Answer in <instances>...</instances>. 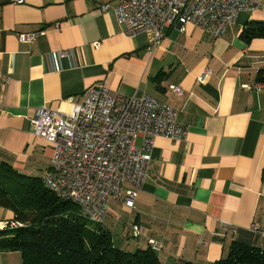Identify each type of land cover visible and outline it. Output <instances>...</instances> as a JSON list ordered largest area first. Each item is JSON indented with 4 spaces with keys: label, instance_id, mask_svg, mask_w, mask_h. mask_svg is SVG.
<instances>
[{
    "label": "crops",
    "instance_id": "1",
    "mask_svg": "<svg viewBox=\"0 0 264 264\" xmlns=\"http://www.w3.org/2000/svg\"><path fill=\"white\" fill-rule=\"evenodd\" d=\"M120 1L0 0V163L26 175L39 163L50 168L52 146L34 134L40 108L65 116L96 86L147 93L176 109L187 135L154 139L134 209L109 203L101 226L114 245L134 251L153 240L160 264H214L236 239L264 250V87H255L264 39L240 36L249 22L264 21V11L239 14L218 39L174 23L152 48L148 34L125 36L113 13ZM33 32L41 34L31 43L18 38ZM11 219L0 208V223ZM255 224L260 233L249 231ZM0 264H22L20 253L0 251Z\"/></svg>",
    "mask_w": 264,
    "mask_h": 264
},
{
    "label": "built area",
    "instance_id": "2",
    "mask_svg": "<svg viewBox=\"0 0 264 264\" xmlns=\"http://www.w3.org/2000/svg\"><path fill=\"white\" fill-rule=\"evenodd\" d=\"M99 8L109 11L105 4ZM257 11H264V0H121L113 9L125 36L148 34L152 48L159 45L164 30L174 23L181 32L191 25L218 39L239 14ZM40 34H19L18 38L31 43ZM98 46L93 44L95 49ZM57 55L62 58L67 52ZM209 74L203 72L198 81L203 82ZM255 87L260 89L264 84ZM170 89L182 96L180 87ZM34 120L35 136L53 150L50 168L41 177L43 186L75 205L79 216L94 225L104 222L111 200L135 208V199L148 176L155 138L184 141L187 135L185 126L177 121L176 109L169 104L147 93L121 96L104 86L88 88L82 102L65 116L60 111L40 108ZM228 225L220 221L222 230L227 231ZM17 226L20 224L15 221L2 222L0 230ZM249 231L261 230L255 224ZM139 235L140 227L133 225V238ZM148 243L156 251L161 247L153 240Z\"/></svg>",
    "mask_w": 264,
    "mask_h": 264
},
{
    "label": "trees",
    "instance_id": "3",
    "mask_svg": "<svg viewBox=\"0 0 264 264\" xmlns=\"http://www.w3.org/2000/svg\"><path fill=\"white\" fill-rule=\"evenodd\" d=\"M247 43L264 39V21L249 22L241 31ZM256 80L264 84V68ZM0 208L20 226L0 230V251L19 252L22 264H160L150 245L124 251L111 233L81 218L78 208L43 186L41 178L0 163ZM214 264H264V250L236 239L227 256Z\"/></svg>",
    "mask_w": 264,
    "mask_h": 264
},
{
    "label": "rangeland",
    "instance_id": "4",
    "mask_svg": "<svg viewBox=\"0 0 264 264\" xmlns=\"http://www.w3.org/2000/svg\"><path fill=\"white\" fill-rule=\"evenodd\" d=\"M47 165L44 163H39L37 166V170L35 172H32L31 176L39 177L41 178L43 174L46 172ZM115 245L118 247V242H115Z\"/></svg>",
    "mask_w": 264,
    "mask_h": 264
}]
</instances>
